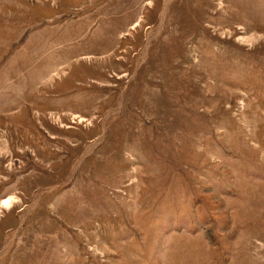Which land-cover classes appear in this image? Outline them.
Wrapping results in <instances>:
<instances>
[{
	"label": "rangeland",
	"instance_id": "obj_1",
	"mask_svg": "<svg viewBox=\"0 0 264 264\" xmlns=\"http://www.w3.org/2000/svg\"><path fill=\"white\" fill-rule=\"evenodd\" d=\"M0 264H264V0H0Z\"/></svg>",
	"mask_w": 264,
	"mask_h": 264
}]
</instances>
